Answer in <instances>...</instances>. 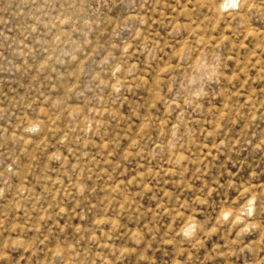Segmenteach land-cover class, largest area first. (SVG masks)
<instances>
[{
  "label": "rangeland",
  "instance_id": "1",
  "mask_svg": "<svg viewBox=\"0 0 264 264\" xmlns=\"http://www.w3.org/2000/svg\"><path fill=\"white\" fill-rule=\"evenodd\" d=\"M0 264H264V0H0Z\"/></svg>",
  "mask_w": 264,
  "mask_h": 264
}]
</instances>
